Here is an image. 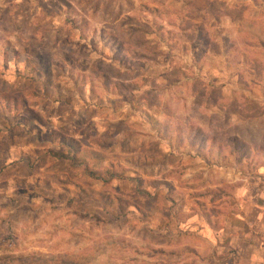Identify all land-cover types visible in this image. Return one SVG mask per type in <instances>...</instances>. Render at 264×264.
<instances>
[{
  "label": "rangeland",
  "instance_id": "1",
  "mask_svg": "<svg viewBox=\"0 0 264 264\" xmlns=\"http://www.w3.org/2000/svg\"><path fill=\"white\" fill-rule=\"evenodd\" d=\"M258 12L253 0H0V264H224L201 258L200 222L219 165L248 174L261 156ZM53 129L101 155H51L65 149Z\"/></svg>",
  "mask_w": 264,
  "mask_h": 264
},
{
  "label": "crops",
  "instance_id": "2",
  "mask_svg": "<svg viewBox=\"0 0 264 264\" xmlns=\"http://www.w3.org/2000/svg\"><path fill=\"white\" fill-rule=\"evenodd\" d=\"M253 2L259 11L253 17L255 25L261 24L262 26L253 34V37L256 39L261 37L264 41V5L259 6L257 0ZM256 47V50H259L258 48L264 50V43ZM254 52L253 50V55ZM256 56L263 55L258 51ZM248 60L251 59L248 58ZM253 62H257L256 59L253 58ZM259 82L264 83V77H253V85H258ZM254 97V100L264 101V91L261 95H254ZM259 126H262L261 129H258ZM238 132L240 137L244 136L239 129ZM263 132L264 107L261 111L253 113V142L251 144H253L254 153H261L259 161L257 157L255 158L253 172L247 174L229 165L220 164L221 171L218 179L208 180L207 186L215 188L220 198L216 201V208H212L210 215L206 216L207 219L203 218L200 222L202 234L198 245L203 260L215 258L221 259L224 264H231L234 258L239 259L241 264H264ZM194 225L193 221L191 226L194 228ZM205 230H209L210 233L203 234Z\"/></svg>",
  "mask_w": 264,
  "mask_h": 264
},
{
  "label": "trees",
  "instance_id": "3",
  "mask_svg": "<svg viewBox=\"0 0 264 264\" xmlns=\"http://www.w3.org/2000/svg\"><path fill=\"white\" fill-rule=\"evenodd\" d=\"M81 25H82V23H79L77 28L80 30H83V27ZM99 73H100L99 76H102L103 79H107V78L109 79V76L107 74H105L104 71H100ZM9 98L13 99V97H11V96H9ZM4 99H8V96L5 95ZM73 99H74L73 95H63L60 93L59 99H56V101L61 102V105L65 104V103L73 104L72 103ZM16 101H18V100L16 99ZM7 103H8V101H7ZM14 103H15V101H14ZM18 103L21 106L22 113L29 114L31 116V119L24 120L25 121L24 123H26L28 125V124H31L33 122H36L39 125H37V126L32 125V128L36 129L37 131H40L38 126L46 125L44 120H43L41 113L38 110H36L33 106H30V104L25 99H23L22 104L20 102H18ZM196 130H197V132H199L201 129H199V128L197 129V127H196ZM54 132L57 133L56 135L59 137V140H60L59 143H61V145L64 146V148H65L61 151H54L53 149H49L48 152L55 157H60V156L69 157L75 164H86L87 163V157H96V156L101 155V153H99V151L92 148L90 146V144L88 145V144L84 143L83 141H81L75 137L61 135V133H59L60 131H58L56 129L54 130ZM57 139L53 140V142L56 143ZM208 143H209V140H208ZM223 148L224 147L219 146L218 149L222 150Z\"/></svg>",
  "mask_w": 264,
  "mask_h": 264
}]
</instances>
